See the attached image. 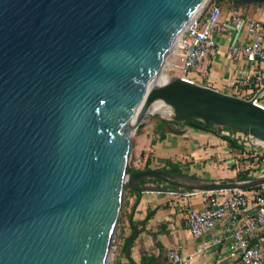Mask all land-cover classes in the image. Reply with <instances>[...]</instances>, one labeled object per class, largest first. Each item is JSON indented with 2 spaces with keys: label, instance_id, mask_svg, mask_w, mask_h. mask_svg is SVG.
Instances as JSON below:
<instances>
[{
  "label": "water",
  "instance_id": "water-1",
  "mask_svg": "<svg viewBox=\"0 0 264 264\" xmlns=\"http://www.w3.org/2000/svg\"><path fill=\"white\" fill-rule=\"evenodd\" d=\"M208 2L0 0V264H107L125 183L139 197L167 190L140 183L146 177L197 190L264 182L127 171L131 133L154 100L176 121L264 141V105L253 96L178 74L157 78Z\"/></svg>",
  "mask_w": 264,
  "mask_h": 264
},
{
  "label": "crops",
  "instance_id": "crops-1",
  "mask_svg": "<svg viewBox=\"0 0 264 264\" xmlns=\"http://www.w3.org/2000/svg\"><path fill=\"white\" fill-rule=\"evenodd\" d=\"M225 10L237 8L257 18L264 19V1L250 3L247 8L242 4L233 6L232 0L225 2ZM206 63V76L202 82H208L213 87L229 92V80L239 73L241 66H249L243 57L231 59L226 51V40L218 37V47L210 54ZM197 75V69L190 71ZM230 89V90H228ZM250 94L245 92V96ZM264 103V96L262 97ZM133 150L139 152L149 160L151 168H161L167 159L181 162L187 167L188 173H195L206 179H229L235 174L230 166L238 165L239 149L227 141L215 130L199 128L193 123L179 124L167 122L164 133L159 136L154 125L150 132L139 131L133 135ZM146 150V151H145ZM244 154V151L242 152ZM207 160L212 163L207 164ZM136 159H134V164ZM216 165V166H215ZM215 166V167H213ZM234 167V166H233ZM251 173V172H249ZM256 177V173H251ZM252 177V178H253ZM166 181L143 183L167 188L164 191L143 190L138 197L133 191L126 192V215L121 222L119 236L114 244L115 256L119 252L122 238L134 235L130 244L129 256L120 259L123 264H171L167 257V250L177 247L187 258V264H238L236 254L228 245V230L232 224L220 220L214 227L203 231L199 236H193L183 221V209L189 205L201 208L205 204V192L180 195L169 190L173 187L165 185ZM152 213L145 219L147 210ZM240 222V221H239ZM225 235L218 243H211L206 249L198 251L197 247L203 242H211L214 236ZM259 245L264 264V233H257L253 239ZM114 256V257H115Z\"/></svg>",
  "mask_w": 264,
  "mask_h": 264
},
{
  "label": "built area",
  "instance_id": "built-area-1",
  "mask_svg": "<svg viewBox=\"0 0 264 264\" xmlns=\"http://www.w3.org/2000/svg\"><path fill=\"white\" fill-rule=\"evenodd\" d=\"M218 37L226 40L228 56L237 60L243 57L249 66H241L239 73L230 78L229 86L241 94L250 93L254 100L262 105L264 96V19L257 18L237 8H223L216 0H209L199 14L180 33L174 54L179 62L171 61L178 67L177 74L197 81L188 72L197 69L195 75L202 83L206 76V61L218 47ZM204 82V81H203ZM203 84L212 86L208 82ZM213 87V86H212ZM263 93V95H260ZM248 97V96H243ZM170 114V113H169ZM241 132V131H240ZM241 134L244 135V132ZM248 135V134H247ZM249 136V135H248ZM242 137V135H241ZM251 143H259L250 136ZM264 171L256 176H263ZM172 193L188 195L198 192L197 189L169 190ZM205 192V204L201 208L185 206L183 221L193 236H199L223 220L232 224L228 230V245L236 254L238 264H263L259 245L254 242L257 233H264V182L248 187H230ZM240 221V222H239ZM225 235H216L211 242H203L197 247L202 251L211 243H218ZM171 264H187V258L177 247L167 250Z\"/></svg>",
  "mask_w": 264,
  "mask_h": 264
},
{
  "label": "rangeland",
  "instance_id": "rangeland-1",
  "mask_svg": "<svg viewBox=\"0 0 264 264\" xmlns=\"http://www.w3.org/2000/svg\"><path fill=\"white\" fill-rule=\"evenodd\" d=\"M225 2L226 1H221L220 4L224 5ZM174 50H175V45L172 46L171 50L166 55L165 62L163 64L160 76L167 77L166 76L167 74H177V72H179L178 71V67L176 65H171L172 64L171 61L173 59H174L175 62H179V60H180L179 57L178 56L176 57V55L174 54ZM188 74L190 76H193L195 79H197L198 82L201 81L195 75H192V73L188 72ZM228 90H230V89H228ZM231 91H234V93L238 94V92L236 90H231ZM241 95L245 96L244 94H241ZM260 95H263V93H260ZM261 102H263V99H261ZM165 107L168 108L169 112L164 113L159 108V109H156V110H153V111H148V112H146L143 115V117L141 118V120L138 123V125L139 124L140 125L137 126L135 128V130L131 133L129 151H128V157H127V164L135 165L137 167H142L144 165V155L140 154L139 152H137L135 154V152L133 150V135L135 133H137L139 131H143V130L148 131V132L151 131V129H152L154 123H155V120H156V118L153 115L154 113H156V114H158L159 116H162V117H166V118L170 117L171 110H170V108L167 105ZM189 123L190 122H186L187 125ZM220 132L229 133L228 130H224V129H221ZM233 134L235 136H238L239 138L243 139L247 146H249V144L251 143L250 142L251 138L247 134L243 135L238 130L235 131ZM241 135H242V137H241ZM252 144H254L255 147L249 146L250 152L246 151V152H244V154L239 152V155L235 156L238 159V165L235 166V162H234L230 166V168H234L235 172L238 169H241V168H247V170L249 172L256 173V174L259 173V172L264 171V146L262 144H259V143H252ZM247 153L249 155L245 156ZM249 157H252V159H250ZM134 159H136V163L135 164H134ZM210 163H212V160H207V164H210ZM215 166H213V167H215ZM234 176H235V174L231 178H234ZM200 177L202 178V176H200ZM227 180H230V179H227ZM126 192H127V190H126V188L124 186L123 192H122L121 208H120V212H119L120 216L118 215L119 216V221L116 222V225H115V228H114V231H113V235H112V239H111V245H110V250H109V254H108L107 264H109L113 260V258L115 256V249L113 247H114V244L116 243V239L118 237V230L120 229L121 222L123 221V219H124V217L126 215V212H127V209L125 207L126 206Z\"/></svg>",
  "mask_w": 264,
  "mask_h": 264
},
{
  "label": "trees",
  "instance_id": "trees-1",
  "mask_svg": "<svg viewBox=\"0 0 264 264\" xmlns=\"http://www.w3.org/2000/svg\"><path fill=\"white\" fill-rule=\"evenodd\" d=\"M217 2H221V1H230V0H216ZM246 13V12H245ZM204 83V82H202ZM248 97L250 96V94L247 95ZM154 117L156 118L155 123H154V129L155 131L158 132L159 136H162V134L164 133L165 130V126L167 122H175V123H179V124H183L186 122H190V123H195V126L199 127V128H204V129H209V130H215L218 133L221 134V136L227 141V143L235 148H238L240 153L244 152H250L249 146L251 147H255L254 144L250 143L249 146L246 145V143L244 142L243 139L239 138L238 136H235L233 133L235 131H237L236 129L230 128V127H226V126H222V125H216V124H207L204 121H202L201 119H197V118H188V119H184L181 121H176L174 119H172L171 117H162L159 116L158 114L154 113L153 114ZM221 129L224 130H228L229 133H222L220 132ZM246 134V133H244ZM249 154L247 153L245 156H248ZM250 159H252V157H249ZM183 164L181 162L178 161H171L169 159H167L165 161V165L161 166V168H166L178 173H182V174H186L189 175L193 178H201L199 177V175H196L195 173H188L187 172V167L182 166ZM151 167L149 166V160L148 158L145 159L144 161V165L142 167H137L135 165H130L127 164V171H137V170H141V169H150ZM253 175L251 173H249V171L247 170V168H241L238 169L235 172V176L234 178H229L230 180L233 179H248V178H252ZM221 180H226V179H221ZM145 181H153V182H161L164 181L162 179L159 178H155V177H146L141 179L140 183H143ZM167 186H171L177 190H183V189H187L181 186H178L176 184H172V183H168L165 182ZM125 188L128 191H133L135 193V195H137V189L135 187H132L130 185H128L127 183H125ZM152 213V210H147L145 218L142 220V222L145 221V219ZM120 216V215H119ZM119 216L117 218V221H119ZM120 231H118V236ZM130 237V235H127L125 237L122 238V242L119 245V252L118 254L113 258V260L109 263V264H123L120 257L125 255V245H126V241L127 239ZM142 264H149L147 261H144Z\"/></svg>",
  "mask_w": 264,
  "mask_h": 264
},
{
  "label": "bare ground",
  "instance_id": "bare-ground-1",
  "mask_svg": "<svg viewBox=\"0 0 264 264\" xmlns=\"http://www.w3.org/2000/svg\"><path fill=\"white\" fill-rule=\"evenodd\" d=\"M180 35V34H179ZM179 35L176 37V39H175V41L173 42V45H175L176 46V44H177V41H178V39H179ZM161 73V72H160ZM160 73H159V75H158V77L157 78H159V80H162V79H164V78H166L165 76H160ZM167 76V75H166ZM165 105V103L163 102V101H161V100H154L153 102H151V104L149 105V107H148V109L150 110V111H153V110H156V109H161L164 113H167V112H169L168 111V108L167 107H165L164 106ZM164 106V107H163ZM167 109V110H166ZM258 141H260V140H258ZM260 142H263L264 143V141H260Z\"/></svg>",
  "mask_w": 264,
  "mask_h": 264
}]
</instances>
